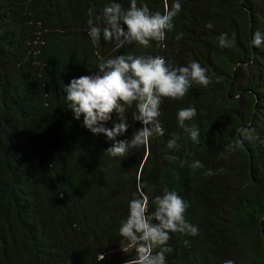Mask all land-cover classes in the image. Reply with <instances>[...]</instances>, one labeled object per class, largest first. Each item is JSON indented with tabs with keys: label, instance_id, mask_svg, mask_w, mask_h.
Returning a JSON list of instances; mask_svg holds the SVG:
<instances>
[{
	"label": "trees",
	"instance_id": "1",
	"mask_svg": "<svg viewBox=\"0 0 264 264\" xmlns=\"http://www.w3.org/2000/svg\"><path fill=\"white\" fill-rule=\"evenodd\" d=\"M109 2L0 0V264H127L135 250L118 228L128 201L142 193L150 212L164 188L187 202L184 218L198 229L194 237L170 233L166 264H264V46L251 44L264 32V0H180L164 47L103 40L93 47L87 14L103 27ZM171 3L137 0L161 13ZM221 33L234 35L230 48L217 46ZM126 54L159 55L173 67L197 61L210 83L164 98V135L114 158L105 152L111 141L73 119L63 86ZM189 106L197 115L186 123L199 128L198 143L176 124L177 110ZM127 116L118 139L140 128ZM172 133L180 139L169 151ZM192 160L203 169H191ZM207 169L213 175L204 176Z\"/></svg>",
	"mask_w": 264,
	"mask_h": 264
},
{
	"label": "clouds",
	"instance_id": "2",
	"mask_svg": "<svg viewBox=\"0 0 264 264\" xmlns=\"http://www.w3.org/2000/svg\"><path fill=\"white\" fill-rule=\"evenodd\" d=\"M180 10V0H172L170 7L165 4L163 13L150 12L143 4L138 7L137 0H129L126 10L116 0H110L101 12L103 27L98 25V18L89 10L87 36L93 47H97L101 40L111 41L116 48L129 44L148 47L150 42L164 47L166 33L173 30V20ZM204 27L212 29L213 24L209 22ZM175 38L181 40L182 34L178 33ZM234 39V35L229 37L227 33H221L216 38L217 46L230 48ZM251 44L255 48L264 46V32H254ZM96 69L95 74L73 78L64 85V99L73 119L81 121L82 118V126L92 135H103L111 141L105 152L114 158L124 156L133 147H147L151 139L164 135L158 119L164 98L178 100L192 84L207 87L210 83L206 69L197 61L190 60L184 66L173 67L159 55H117L101 59ZM128 113L140 128L132 133L130 140L118 139L128 129ZM196 115V109L189 106L177 110L175 116L177 127L192 143L199 142L200 130L186 122L192 121ZM109 122L112 124L110 128L106 127ZM179 139L176 133H172L166 148L169 151L177 149ZM166 158L175 159L174 156ZM188 166L193 170L203 169L199 160H192ZM203 175L211 176L213 171L204 170ZM151 203L153 210L149 212L148 198L142 193L128 201L127 216L118 228L122 243L127 249L135 250V258L128 260L127 264H166V255L173 251L168 244L170 233L193 237L198 234L197 227L185 220L187 202L176 191L164 188ZM224 264H233V261L226 260Z\"/></svg>",
	"mask_w": 264,
	"mask_h": 264
}]
</instances>
